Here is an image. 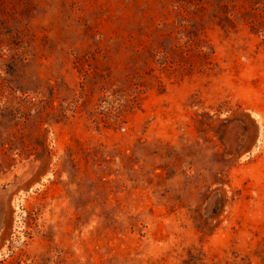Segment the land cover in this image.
<instances>
[{
	"label": "rangeland",
	"instance_id": "1",
	"mask_svg": "<svg viewBox=\"0 0 264 264\" xmlns=\"http://www.w3.org/2000/svg\"><path fill=\"white\" fill-rule=\"evenodd\" d=\"M0 264H264V0H0Z\"/></svg>",
	"mask_w": 264,
	"mask_h": 264
}]
</instances>
